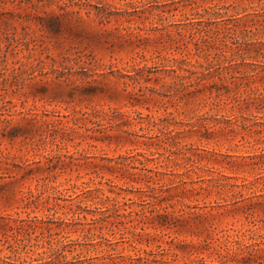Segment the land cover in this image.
I'll return each mask as SVG.
<instances>
[{
  "label": "rangeland",
  "instance_id": "374dc122",
  "mask_svg": "<svg viewBox=\"0 0 264 264\" xmlns=\"http://www.w3.org/2000/svg\"><path fill=\"white\" fill-rule=\"evenodd\" d=\"M0 264H264V0H0Z\"/></svg>",
  "mask_w": 264,
  "mask_h": 264
}]
</instances>
